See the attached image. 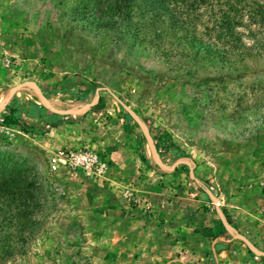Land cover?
<instances>
[{"label":"rangeland","instance_id":"obj_1","mask_svg":"<svg viewBox=\"0 0 264 264\" xmlns=\"http://www.w3.org/2000/svg\"><path fill=\"white\" fill-rule=\"evenodd\" d=\"M86 1L0 0V106L26 125L0 122V169L32 183L0 197V264H264V47L208 60L143 0L120 22Z\"/></svg>","mask_w":264,"mask_h":264},{"label":"trees","instance_id":"obj_2","mask_svg":"<svg viewBox=\"0 0 264 264\" xmlns=\"http://www.w3.org/2000/svg\"><path fill=\"white\" fill-rule=\"evenodd\" d=\"M133 2L88 0L86 4L99 8L100 15H115L120 22L135 17L136 13L131 11ZM137 11V16L146 17L149 26L178 37V42L198 54L203 53L208 60L241 64L245 68L252 61L249 60L252 54L262 52L264 47V0H143ZM0 122L5 127L26 130L20 111L15 106L8 115L0 118ZM152 137L160 154L162 150L158 143L164 151L171 146L165 133ZM0 171V197L7 195L13 201L20 185L25 188L32 185L26 177L22 179L15 169Z\"/></svg>","mask_w":264,"mask_h":264},{"label":"built area","instance_id":"obj_3","mask_svg":"<svg viewBox=\"0 0 264 264\" xmlns=\"http://www.w3.org/2000/svg\"><path fill=\"white\" fill-rule=\"evenodd\" d=\"M74 160V155L69 154L64 151H58L53 154L49 160V166L51 171H57L60 169L61 165H65L67 163L71 164Z\"/></svg>","mask_w":264,"mask_h":264},{"label":"crops","instance_id":"obj_4","mask_svg":"<svg viewBox=\"0 0 264 264\" xmlns=\"http://www.w3.org/2000/svg\"><path fill=\"white\" fill-rule=\"evenodd\" d=\"M10 98V94L8 95V98H7V100L2 104V106H0L1 108H0V118H2V117H4V116H6V115H8L9 114V111H10V109H12V108H14V106H13V102L12 101H8V99ZM38 105H33V107L34 108H36V109H40L41 107V105H40V103L39 102H36ZM40 105V106H39ZM46 106H48V107H52V106H49V105H47L46 104Z\"/></svg>","mask_w":264,"mask_h":264}]
</instances>
